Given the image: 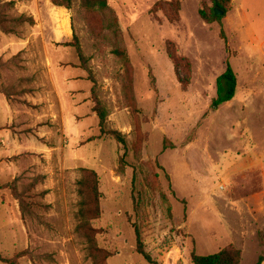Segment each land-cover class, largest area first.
<instances>
[{"label":"rangeland","instance_id":"rangeland-1","mask_svg":"<svg viewBox=\"0 0 264 264\" xmlns=\"http://www.w3.org/2000/svg\"><path fill=\"white\" fill-rule=\"evenodd\" d=\"M174 1L108 0L96 39L79 0L70 9L52 0H0V21L12 19L3 25L24 17L14 32L0 28V89L20 106L19 133L31 146L14 158V171L0 164L2 258L95 264L76 229L77 182L87 167L99 176L101 215L93 226L101 230L97 245L113 253L105 264H149L136 252L135 227L159 264H192V249L207 255L227 244L241 250L239 264L257 263L264 231L253 229L246 201L264 215V0H235L212 23L199 14L210 0H176L179 10ZM73 36L82 59L65 45ZM119 48L130 60L129 92ZM227 64L235 93L214 107ZM90 75L108 128L125 134L126 146L98 136ZM138 130L145 138L136 151Z\"/></svg>","mask_w":264,"mask_h":264},{"label":"trees","instance_id":"trees-1","mask_svg":"<svg viewBox=\"0 0 264 264\" xmlns=\"http://www.w3.org/2000/svg\"><path fill=\"white\" fill-rule=\"evenodd\" d=\"M211 7L208 11L203 9L199 10V14L201 18L206 23H212L215 21H220L223 17L222 15H217L214 11L215 8L222 10L224 13H228L232 9V0H210ZM53 4L59 7H65L70 9L72 7V0H52ZM159 4V3H158ZM156 4V6H158ZM175 8L179 10L178 1H174ZM80 10L87 21L90 31L93 33V36L96 39L102 38L104 24L102 20L99 19V13L109 8L108 0H79ZM151 11H155L154 7ZM171 20L172 17H169ZM31 19H28L30 21ZM12 22V19L10 20ZM6 19H2L0 21V28H2L5 32L11 33L14 32V25L21 24L24 22V17L20 16L14 19L13 27L5 26L3 24L10 22ZM19 22V23H17ZM66 46H73L80 58H83L82 50L79 45L78 39L76 36H73V40L65 43ZM114 52L124 61L126 65V77H127V88L126 90L131 91V65L128 53L126 49L119 48L115 49ZM169 56L175 65V59ZM90 80L93 82L91 87L92 100L94 105L92 107L93 112H95L98 119V127H99V137L102 136H110L119 144L126 146L127 140L125 134L117 129H111L107 126V117L108 112L107 109L102 105L101 101L96 96V82L92 75L89 76ZM237 85V79L232 68L227 64L226 69L223 73H221L216 78V88H217V96L212 100V104L214 107H217L219 104L223 102H227L231 100L234 96L235 89ZM0 91L4 92L8 95L6 90L0 89ZM9 96V95H8ZM130 107L135 108V104L131 101ZM98 138V137H96ZM145 138L138 130V137H136L132 143V147L137 151L139 150L142 140ZM166 149V144L163 146ZM81 176L77 182L78 184V194H79V203H78V211L76 214L77 218V226L76 229L78 233L86 238L88 242V247L92 257L95 260V264H105L108 257L113 255L110 251L104 250L97 245L96 236L101 231L100 229H96L93 226V222L97 220L101 215V192L99 189V176L97 172L92 168H81ZM6 184L0 183V189L5 187ZM23 204V202H21ZM135 238H136V252L141 255L144 260H146L149 264H159L156 260L152 259L150 254L145 251L144 243L142 240V235L138 227H135ZM189 258L192 264H239L241 259V250L236 247L234 244H227L222 247L219 251L207 254L200 255L197 254L195 249H192ZM264 260V252L260 254L257 263L260 264ZM0 261L8 263V264H17L12 259L2 258L0 256Z\"/></svg>","mask_w":264,"mask_h":264},{"label":"crops","instance_id":"crops-1","mask_svg":"<svg viewBox=\"0 0 264 264\" xmlns=\"http://www.w3.org/2000/svg\"><path fill=\"white\" fill-rule=\"evenodd\" d=\"M235 0H232V3ZM233 9V7H232ZM231 9V10H232ZM239 15H241L243 8L240 6L238 8ZM243 16V14L241 15ZM22 125V110L20 106L16 105L14 98L12 96L6 95L4 92L0 91V148L5 151H0V164L8 163L12 166L13 171L16 168L15 157H20L23 153L29 152L30 150V139L21 137L19 133ZM25 142H28L27 144ZM253 199V198H252ZM257 199V198H254ZM247 211L251 216H253V229L263 230L261 218L264 220V215H258L254 208L251 207V201H246ZM259 212H264V202H259ZM260 217L257 218V215ZM260 226H258V224ZM245 225V224H244ZM244 231L241 232L242 236L248 234L247 226H244ZM261 227V228H260ZM255 233V231H254ZM264 264V260L260 263Z\"/></svg>","mask_w":264,"mask_h":264},{"label":"water","instance_id":"water-1","mask_svg":"<svg viewBox=\"0 0 264 264\" xmlns=\"http://www.w3.org/2000/svg\"><path fill=\"white\" fill-rule=\"evenodd\" d=\"M214 11L217 15H223L224 14V12L218 8H215Z\"/></svg>","mask_w":264,"mask_h":264},{"label":"bare ground","instance_id":"bare-ground-1","mask_svg":"<svg viewBox=\"0 0 264 264\" xmlns=\"http://www.w3.org/2000/svg\"><path fill=\"white\" fill-rule=\"evenodd\" d=\"M64 22L67 23V20H65Z\"/></svg>","mask_w":264,"mask_h":264}]
</instances>
